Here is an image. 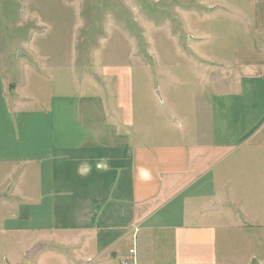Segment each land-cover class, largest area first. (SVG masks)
Returning <instances> with one entry per match:
<instances>
[{"label":"crops","instance_id":"obj_1","mask_svg":"<svg viewBox=\"0 0 264 264\" xmlns=\"http://www.w3.org/2000/svg\"><path fill=\"white\" fill-rule=\"evenodd\" d=\"M241 31L192 126L149 103L164 89L4 98L0 232L44 245L37 264H121L133 243L137 264H220L218 229L264 191V0H241Z\"/></svg>","mask_w":264,"mask_h":264},{"label":"rangeland","instance_id":"obj_2","mask_svg":"<svg viewBox=\"0 0 264 264\" xmlns=\"http://www.w3.org/2000/svg\"><path fill=\"white\" fill-rule=\"evenodd\" d=\"M241 32V0H0V107L6 97L42 100L124 85L135 96L164 89L149 103L192 126L197 103L241 56ZM259 194L243 207L241 229L230 221L218 229L220 264H264ZM27 242L0 232V264H37L23 255Z\"/></svg>","mask_w":264,"mask_h":264},{"label":"built area","instance_id":"obj_3","mask_svg":"<svg viewBox=\"0 0 264 264\" xmlns=\"http://www.w3.org/2000/svg\"><path fill=\"white\" fill-rule=\"evenodd\" d=\"M135 244L128 249L127 253L123 257L121 264H137L136 260V252H135Z\"/></svg>","mask_w":264,"mask_h":264},{"label":"water","instance_id":"obj_4","mask_svg":"<svg viewBox=\"0 0 264 264\" xmlns=\"http://www.w3.org/2000/svg\"><path fill=\"white\" fill-rule=\"evenodd\" d=\"M41 247V245H36L30 252L29 256H33V254ZM250 264H260L256 259H252Z\"/></svg>","mask_w":264,"mask_h":264}]
</instances>
